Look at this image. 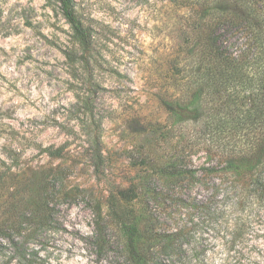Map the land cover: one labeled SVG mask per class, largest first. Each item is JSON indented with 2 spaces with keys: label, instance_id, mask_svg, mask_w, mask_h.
<instances>
[{
  "label": "rangeland",
  "instance_id": "374dc122",
  "mask_svg": "<svg viewBox=\"0 0 264 264\" xmlns=\"http://www.w3.org/2000/svg\"><path fill=\"white\" fill-rule=\"evenodd\" d=\"M76 2L94 30L105 176L95 174L89 120L76 97L91 86L81 69L78 79L72 75L64 54L72 30L58 2L0 0V220H9L0 264H118L114 248L93 238L109 211L110 187L129 186L149 149L163 155L174 145L146 127L166 122L157 93L173 91L181 75L194 0ZM44 191L50 202L42 220ZM257 229L255 247L241 253L227 257L215 245L214 264H264V220ZM22 252L26 260L9 261Z\"/></svg>",
  "mask_w": 264,
  "mask_h": 264
},
{
  "label": "trees",
  "instance_id": "16d2710c",
  "mask_svg": "<svg viewBox=\"0 0 264 264\" xmlns=\"http://www.w3.org/2000/svg\"><path fill=\"white\" fill-rule=\"evenodd\" d=\"M56 1L72 30V45L64 49L72 75L78 79L81 69L91 86L76 97L89 120L85 135L94 171L102 178L94 30L76 0ZM192 4L193 35L185 37V62L175 72L181 75L173 91L157 93L166 122L146 127L174 145L163 155L149 149L129 186L110 187L109 211L93 231L99 246L114 248L118 264H214L215 245L227 257L246 244L255 247L264 220V0ZM49 195H38L42 220ZM8 224L0 220V247ZM10 244L18 250V243ZM18 255L9 261L27 259Z\"/></svg>",
  "mask_w": 264,
  "mask_h": 264
}]
</instances>
